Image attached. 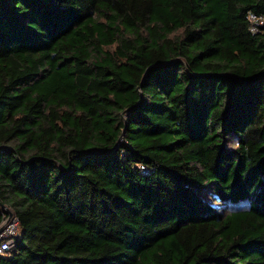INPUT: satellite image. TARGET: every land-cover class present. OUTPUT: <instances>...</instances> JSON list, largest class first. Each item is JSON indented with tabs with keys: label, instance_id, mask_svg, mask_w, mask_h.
<instances>
[{
	"label": "trees",
	"instance_id": "16d2710c",
	"mask_svg": "<svg viewBox=\"0 0 264 264\" xmlns=\"http://www.w3.org/2000/svg\"><path fill=\"white\" fill-rule=\"evenodd\" d=\"M264 0H0V264H264ZM0 206V223L5 210Z\"/></svg>",
	"mask_w": 264,
	"mask_h": 264
},
{
	"label": "built area",
	"instance_id": "2783aa9c",
	"mask_svg": "<svg viewBox=\"0 0 264 264\" xmlns=\"http://www.w3.org/2000/svg\"><path fill=\"white\" fill-rule=\"evenodd\" d=\"M247 19L248 29L252 33H258L261 30V26L264 25V16L261 14L249 13ZM3 210H5L7 215L1 221L3 225L0 223V227L2 228L0 231V254L10 248L15 238L19 235L18 219L13 214L9 216L5 208Z\"/></svg>",
	"mask_w": 264,
	"mask_h": 264
},
{
	"label": "water",
	"instance_id": "95a60500",
	"mask_svg": "<svg viewBox=\"0 0 264 264\" xmlns=\"http://www.w3.org/2000/svg\"><path fill=\"white\" fill-rule=\"evenodd\" d=\"M0 206L3 207L1 204H0ZM4 208L6 209L8 215L10 216L12 214V212L9 209H7L6 207H4ZM1 230H2V228L0 227V231Z\"/></svg>",
	"mask_w": 264,
	"mask_h": 264
},
{
	"label": "rangeland",
	"instance_id": "374dc122",
	"mask_svg": "<svg viewBox=\"0 0 264 264\" xmlns=\"http://www.w3.org/2000/svg\"><path fill=\"white\" fill-rule=\"evenodd\" d=\"M4 208V207H3ZM1 225H3V223H1Z\"/></svg>",
	"mask_w": 264,
	"mask_h": 264
}]
</instances>
